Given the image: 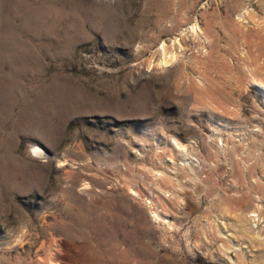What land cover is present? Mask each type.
I'll use <instances>...</instances> for the list:
<instances>
[{"label":"rangeland","instance_id":"374dc122","mask_svg":"<svg viewBox=\"0 0 264 264\" xmlns=\"http://www.w3.org/2000/svg\"><path fill=\"white\" fill-rule=\"evenodd\" d=\"M0 264H264V0H0Z\"/></svg>","mask_w":264,"mask_h":264},{"label":"bare ground","instance_id":"6f19581e","mask_svg":"<svg viewBox=\"0 0 264 264\" xmlns=\"http://www.w3.org/2000/svg\"><path fill=\"white\" fill-rule=\"evenodd\" d=\"M163 47H165V46H163ZM163 50H164V49H163ZM164 52H165V51H164ZM162 53H163V52H162ZM163 54H164V53H163ZM33 151H34V152H39L37 148H35V149L33 148ZM39 154H40V153H39Z\"/></svg>","mask_w":264,"mask_h":264}]
</instances>
